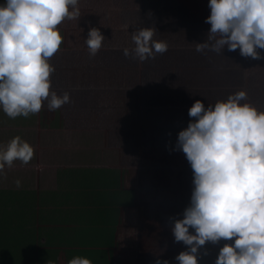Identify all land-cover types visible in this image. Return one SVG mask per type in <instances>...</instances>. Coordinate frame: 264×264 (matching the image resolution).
<instances>
[{
    "label": "clouds",
    "instance_id": "obj_1",
    "mask_svg": "<svg viewBox=\"0 0 264 264\" xmlns=\"http://www.w3.org/2000/svg\"><path fill=\"white\" fill-rule=\"evenodd\" d=\"M80 0H3L0 2V111L11 119L29 117L46 106L55 111L72 103L70 93L52 90L51 58L63 42L59 25L79 20ZM207 38L195 51L217 54L239 49L242 57L264 60V0H208ZM83 31V29H82ZM154 26L131 32L135 47L127 58L144 62L168 51L154 39ZM105 37L90 27L84 42L95 57ZM187 127L173 150L182 151L192 169L190 202L182 218L173 220L175 242L187 246L178 264H198L207 243L223 241L215 264H264V110L240 90L208 103L197 99L188 109ZM34 147L19 135L0 145V173L15 161L30 162ZM19 185V180L16 182ZM191 229V231H190ZM47 264H55L48 260ZM68 264H93L74 256ZM156 264H169L157 260Z\"/></svg>",
    "mask_w": 264,
    "mask_h": 264
},
{
    "label": "rangeland",
    "instance_id": "obj_2",
    "mask_svg": "<svg viewBox=\"0 0 264 264\" xmlns=\"http://www.w3.org/2000/svg\"><path fill=\"white\" fill-rule=\"evenodd\" d=\"M122 13L121 28L103 31L105 40L95 57L87 46L68 47L63 41L51 58L52 90L69 92L72 103L55 111L44 106L27 118L11 119L0 111V145L19 135L34 147L29 163L15 161L0 173V188L57 190L60 172L67 168L138 167L141 147H175L178 132L194 119L188 109L195 100L207 106L245 91V57L239 49L196 52L195 43L204 42L210 28L178 1L143 0ZM151 26L157 30L154 39L168 42V51L144 62L126 58L123 49L131 53L135 47L131 32ZM125 61L132 65L129 71L122 66ZM109 66L123 68L116 73L127 84L117 75L107 86ZM162 104L167 105L160 109ZM163 115L168 124H152Z\"/></svg>",
    "mask_w": 264,
    "mask_h": 264
},
{
    "label": "trees",
    "instance_id": "obj_3",
    "mask_svg": "<svg viewBox=\"0 0 264 264\" xmlns=\"http://www.w3.org/2000/svg\"><path fill=\"white\" fill-rule=\"evenodd\" d=\"M176 1L204 23L210 15L208 0ZM117 2L94 0L101 20L88 24L117 25L122 9L143 0ZM75 25L66 20L65 32L77 33ZM245 62L248 101L264 110V60ZM173 149L141 147L134 168H67L57 190L0 188V264H68L77 255L93 264H178L187 246L174 241L171 218H182L193 185L184 153ZM226 242L203 246L198 264H215Z\"/></svg>",
    "mask_w": 264,
    "mask_h": 264
},
{
    "label": "crops",
    "instance_id": "obj_4",
    "mask_svg": "<svg viewBox=\"0 0 264 264\" xmlns=\"http://www.w3.org/2000/svg\"><path fill=\"white\" fill-rule=\"evenodd\" d=\"M90 1H93V2H90ZM90 1L89 0H80V5L79 6H80V10H81V17H80L79 20H75V23H76L75 26H76V29H77V33L69 35V34H67L65 32V30L68 29L67 26L66 27L63 26L64 23H66V20L61 25L58 26L59 29H61V31H62L61 35L63 36L64 43H67L70 40V41L73 42V46H79V47H83L84 48V45L86 46V44L84 42V39L87 37L88 30H89L90 27L99 28L101 33H103L104 30H107V31H111L112 30L113 31V30H118V29L121 28L122 18H123L122 10L120 12L121 13V17H120L119 22H118L117 25H107V24H105V25H100L99 24V25H95V26L89 25L88 23H90L91 21L95 22V20L96 19H100L99 16H101V15H97L96 8L93 6L94 5V0H90ZM117 3L121 4V0H120V2H117ZM82 29L83 30L85 29V30L82 31ZM71 30H72V28H71ZM66 36H68V37H66ZM166 59H168V58L166 57ZM156 62H157V60H156ZM128 64L129 63L125 61L122 64V66L126 67V69L129 71V67H131L132 65H128ZM139 64H140V62H139ZM106 68H107V72H105L104 74H105V76H107V78H105V81H107L106 82L107 86H109V87L113 86L112 85V82L114 81L113 78L115 76H117V75L120 77V79H118V80L121 81V84H127L123 80L121 75H119V74H121V71L123 70V68L119 67V68L116 69V68H113L112 66H109V67H106ZM116 72L119 73V74H117ZM109 89H107V90H109ZM166 105L167 104L160 105V109H162L161 106H166ZM158 107H159V105H158ZM167 117H168L167 115H163L162 117H159V118L155 119L154 121L152 120L153 121L152 124L155 125V126H159V125L162 126L160 121H162V122L165 121L168 124L169 123V119Z\"/></svg>",
    "mask_w": 264,
    "mask_h": 264
}]
</instances>
